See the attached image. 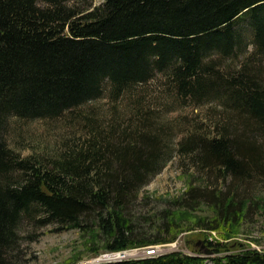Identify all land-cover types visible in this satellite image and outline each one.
Masks as SVG:
<instances>
[{
    "label": "trees",
    "instance_id": "1",
    "mask_svg": "<svg viewBox=\"0 0 264 264\" xmlns=\"http://www.w3.org/2000/svg\"><path fill=\"white\" fill-rule=\"evenodd\" d=\"M263 69L264 0H0V264H22L23 220L89 230L93 254L195 228L218 235L204 239L212 255L169 250L99 264H264L263 251L234 238L249 209L264 214L260 196L249 204L238 192L264 176ZM156 78L175 100H214L222 115L206 124L213 133L191 129L174 147L204 182L188 177L146 215L133 211L146 203L141 188L171 147L141 115L119 130L91 126L82 146L54 158L20 155L4 141L10 118H54Z\"/></svg>",
    "mask_w": 264,
    "mask_h": 264
},
{
    "label": "rangeland",
    "instance_id": "2",
    "mask_svg": "<svg viewBox=\"0 0 264 264\" xmlns=\"http://www.w3.org/2000/svg\"><path fill=\"white\" fill-rule=\"evenodd\" d=\"M93 2L98 4L100 0ZM247 50L249 51L250 47H247ZM260 76L264 80V69L261 70ZM139 115L161 135L166 143V149L169 150L171 147L168 161L141 188V191L147 194L146 203L139 202L133 211L142 216L150 213L151 209L160 208L165 199L181 192L188 184V177L189 183L194 184H200L206 179L201 176L203 174L194 170V166H191L190 160L186 157L177 158L174 155V147L177 140L182 139L191 129H200L205 132L204 134L213 133L206 124L220 120L222 113L217 101H207L197 107L179 102L165 89L162 79L156 78L133 85L118 97L109 96L104 91L100 96L89 99L54 118H10L6 123L3 138L5 143L20 155L31 154L40 159L54 158L63 151L82 146L81 141L85 135L91 133V126L103 130L111 126L119 130L125 124L133 123ZM231 121L242 123L238 115H234ZM262 144L264 147V141ZM209 178L212 184L214 180ZM221 184L217 180L216 185ZM238 192H242L243 199L249 198V204L250 198L253 199L256 195L264 200V176L260 175V178L248 182V185L243 186ZM200 211L198 213L202 211L209 213L204 208ZM138 220L142 221L140 218ZM242 223L240 233L234 238L250 248L264 252V214L249 209ZM196 230L203 229L182 231L174 240L151 247L156 249L155 254L178 250L212 255L210 246L204 239L218 238L217 232L204 229L203 232L195 233ZM18 232L21 237L18 260L22 264H68L69 259L71 262L69 264H86V261L87 264H99L103 261L96 262V259L106 255H118L110 260L146 255L143 249H133L139 247L125 249L124 252L115 254L90 253L89 247L97 245L88 241L91 234L89 230L81 231L77 228L56 230L54 223L37 226L34 221L23 220L18 226ZM28 235L33 239L28 238ZM101 242L102 240L97 243L98 246ZM192 248L194 250H191Z\"/></svg>",
    "mask_w": 264,
    "mask_h": 264
},
{
    "label": "built area",
    "instance_id": "3",
    "mask_svg": "<svg viewBox=\"0 0 264 264\" xmlns=\"http://www.w3.org/2000/svg\"><path fill=\"white\" fill-rule=\"evenodd\" d=\"M152 245H148V246H144V247H139V248H133V249H143L144 250V254H153V253H155V252H157L156 251V249L155 248H152L151 247ZM130 250V249H129ZM125 250H122V251H111L110 252V254H115V253H118V252H124ZM105 254H109L108 252L107 253H105ZM124 256V255H123ZM117 259V258H116Z\"/></svg>",
    "mask_w": 264,
    "mask_h": 264
},
{
    "label": "bare ground",
    "instance_id": "4",
    "mask_svg": "<svg viewBox=\"0 0 264 264\" xmlns=\"http://www.w3.org/2000/svg\"><path fill=\"white\" fill-rule=\"evenodd\" d=\"M112 257H118V255H116V256H112V255L101 256L98 259H96V262L97 261H106V260H109Z\"/></svg>",
    "mask_w": 264,
    "mask_h": 264
},
{
    "label": "water",
    "instance_id": "5",
    "mask_svg": "<svg viewBox=\"0 0 264 264\" xmlns=\"http://www.w3.org/2000/svg\"><path fill=\"white\" fill-rule=\"evenodd\" d=\"M205 250H207L206 248H204ZM86 263H87V261H86Z\"/></svg>",
    "mask_w": 264,
    "mask_h": 264
}]
</instances>
